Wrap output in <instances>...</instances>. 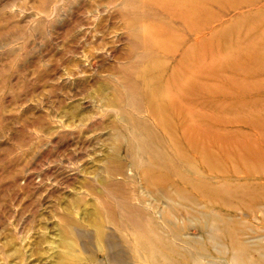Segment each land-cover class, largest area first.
<instances>
[{"label": "rangeland", "instance_id": "374dc122", "mask_svg": "<svg viewBox=\"0 0 264 264\" xmlns=\"http://www.w3.org/2000/svg\"><path fill=\"white\" fill-rule=\"evenodd\" d=\"M237 3L210 5L192 31L174 19L181 41L170 54L154 49L164 69L194 83L189 122L177 114L172 139L146 103L133 100L142 84L128 93L127 83H141L138 67L150 60L136 37L149 21L131 25L124 0H0V264H136L132 226L119 225L117 206L127 200L151 209L158 222L169 216L168 199L147 185L145 165L136 163L148 160L142 149L149 147L175 156L172 140L189 155L177 168L191 178H173L176 188L258 227L244 238L259 244L250 256L264 257V209L251 213L264 205L257 198L264 196V64L257 60L264 55V0ZM158 10L155 17L170 23ZM251 30L238 45V33ZM188 137L199 140L202 154ZM205 149L226 170L208 167ZM227 182L250 185L232 199L235 211L211 204L200 185ZM176 211L170 218L183 226L180 240L168 237L188 251L204 245L216 261L219 244L186 218L193 206L176 196Z\"/></svg>", "mask_w": 264, "mask_h": 264}, {"label": "bare ground", "instance_id": "6f19581e", "mask_svg": "<svg viewBox=\"0 0 264 264\" xmlns=\"http://www.w3.org/2000/svg\"><path fill=\"white\" fill-rule=\"evenodd\" d=\"M238 1L239 0H124L131 25L136 26L138 24H144L145 20L149 21V23L145 24L146 31L143 34H137L136 37L139 39V43L143 40L146 49L150 51V54H148L150 60L148 63L138 67L136 77L139 78V81L141 80V83H127L128 93H130L131 96L134 95V93L138 91L135 85L142 84L141 87L139 85V94L133 96V100L136 101V103L144 101L147 110L156 118L158 124L165 131V134L170 135L172 139L175 136L174 132L176 129L175 117L182 114L185 120L189 122L191 116L189 114L191 99L188 95L191 91V85L194 83H192L186 74L180 73L178 69L171 72L168 68L164 69V65L167 67V61L158 57L159 55H157L154 49H159L164 51L165 54H170L173 52L176 43L181 41V33L174 32L172 27L171 21H174V19L180 20L182 26L187 31H192L202 19H205L204 16L209 13L210 5L223 3L233 5L238 4ZM158 9L162 10L165 15L171 18L169 19L170 23H164L161 20L162 17H155L154 12L159 11ZM142 10H144L143 13ZM251 29H254V27ZM251 32L252 30L247 31L245 36H242V33L239 32L238 38L236 39L237 44L241 45L246 37H251L249 36ZM142 35L144 39L141 37ZM253 40L255 43L257 41L260 44V41H258L259 38H253ZM253 40L251 42H253ZM259 48L261 47L259 46ZM236 50L241 52L242 49L239 48ZM248 53L250 55L253 54L251 52H247L246 54ZM187 54L188 53H185L184 56ZM256 54L257 53L254 52L253 55L256 57ZM187 59L188 58H186V60ZM257 60L261 65L264 64V55L262 59L257 57ZM184 65L185 67L182 68V71L185 72L189 64L185 62ZM180 78H182V80ZM147 132L149 133L150 131ZM187 139L189 140L190 149H197L201 154L203 153L202 151H204V149L202 146L198 145V139L189 137ZM170 143L171 151H175V156L167 155L168 153L163 149L161 151L157 147H149L147 150L142 149L143 153H148V160H145V162H142L140 165L136 163L139 168L145 165V168L141 169V172L147 185L149 184L154 187L158 194L168 199L170 203L168 206L170 211L169 216L164 217L162 222H158L150 213L151 209H144L132 203L127 204V200L120 201L122 207L117 206L120 213H122V220L118 219L119 225L122 228H127V230L129 228L128 225L132 226L130 227L131 233L134 236L137 246L136 250L139 254L136 264L264 263V257L255 260L250 256L251 250L255 249L259 251V244L250 243L244 238V235L247 234L250 236L256 235V233L259 232L258 227L250 223L237 221L227 216L225 209L215 210L209 205L202 206L193 197L185 195L182 189L176 188V181L173 178L176 180L179 178L186 182H190L191 178L184 175L182 171L177 168V161L188 158L189 155L185 153L177 141L172 140ZM205 151V154L202 156H204V161L207 163L208 167H214L220 171L226 170L228 165L226 162H222L213 153V155L209 156L206 149ZM200 185L210 192L211 197L208 199L211 201V204H223L227 206L225 207L227 210L231 208L229 209L231 211H235V204L232 199L239 197L238 193L240 194V192L238 191L240 190L242 192L243 188L247 189V187H250V185H237L230 182L216 186L205 183H201ZM176 196L193 206L196 212H189L186 218H188L191 223L194 222L198 224L199 227H202L203 231H206L211 243L216 246L219 244L217 253H219L222 258H219L218 255V258H215L216 261L212 259L210 255H207L208 251L205 249V246L200 243L196 249L188 251L179 244L176 245V243L172 241V238L168 237L170 236L168 234L170 231L176 240H180L179 232H181L183 228V226L176 224L174 217L172 219L170 218L173 215H177ZM120 198H126L125 194L120 196ZM257 198L263 199L264 196ZM260 205H254L255 207L252 208L251 213L254 211L256 212L257 209L260 208L263 210L264 205ZM215 206L219 205L216 204ZM152 210H154V208H152ZM142 216L144 217L143 219ZM163 224L168 225L169 228H164ZM100 235H103L102 232H100ZM223 237L226 239V243L221 245L220 241ZM212 256L217 257L215 255Z\"/></svg>", "mask_w": 264, "mask_h": 264}]
</instances>
